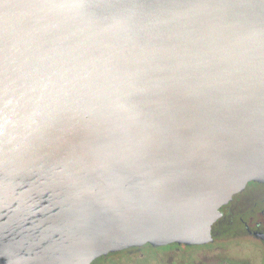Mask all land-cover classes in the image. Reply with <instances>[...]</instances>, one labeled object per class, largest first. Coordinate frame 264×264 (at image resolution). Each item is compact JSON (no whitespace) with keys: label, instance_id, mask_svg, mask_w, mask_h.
Listing matches in <instances>:
<instances>
[{"label":"water","instance_id":"water-1","mask_svg":"<svg viewBox=\"0 0 264 264\" xmlns=\"http://www.w3.org/2000/svg\"><path fill=\"white\" fill-rule=\"evenodd\" d=\"M264 183V0H0V264L211 240Z\"/></svg>","mask_w":264,"mask_h":264},{"label":"flooded vegetation","instance_id":"flooded-vegetation-1","mask_svg":"<svg viewBox=\"0 0 264 264\" xmlns=\"http://www.w3.org/2000/svg\"><path fill=\"white\" fill-rule=\"evenodd\" d=\"M91 264H264V183L248 182L220 208L206 243H147Z\"/></svg>","mask_w":264,"mask_h":264}]
</instances>
